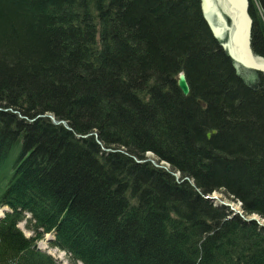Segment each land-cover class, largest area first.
Returning <instances> with one entry per match:
<instances>
[{"label":"trees","instance_id":"trees-1","mask_svg":"<svg viewBox=\"0 0 264 264\" xmlns=\"http://www.w3.org/2000/svg\"><path fill=\"white\" fill-rule=\"evenodd\" d=\"M236 66L201 0H0V264H59L49 232L73 264H264V227L206 198L264 220V73Z\"/></svg>","mask_w":264,"mask_h":264},{"label":"water","instance_id":"water-1","mask_svg":"<svg viewBox=\"0 0 264 264\" xmlns=\"http://www.w3.org/2000/svg\"><path fill=\"white\" fill-rule=\"evenodd\" d=\"M228 9L232 12V13H236L241 17V24L243 25V30H242V35L240 36V38L237 36L234 37V42L236 44V46L239 49L240 52V59H239V63L246 69L258 72V73H264V60H261V58H259L253 49L252 46V38H253V25H254V19L252 16V13L250 11V0H239L238 2H236L235 0H225ZM211 0H202V9L204 13H207L211 7ZM238 32V31H237ZM228 45H226L225 47H227ZM230 54V53H229ZM230 57L237 62V60L235 59L234 56H232L230 54ZM177 86L180 89V91L182 92V94L184 96L189 95L190 93V85L187 79V75L184 71L179 72L178 77H177ZM56 124L59 123H63L65 125L64 121H59L57 122L55 120L54 116H49ZM216 131L213 130L212 133H215ZM208 137L211 136V133L209 132L207 134ZM149 161H151L154 165L158 166V164L154 161V159H147ZM139 161V160H138ZM167 166L169 167V165L167 164ZM162 168L163 165L161 166ZM174 175V174H173ZM179 177V176H177ZM187 180V178L185 177L183 180ZM206 198L214 200V199H218L216 196H206ZM219 200V204L224 205L229 207L231 210L234 211V213L240 215L244 220L246 221H256L260 226L264 227V223L261 222V218L259 219L256 216H244L242 211H239L238 209H236L233 205L222 201L221 199ZM241 204V202H240Z\"/></svg>","mask_w":264,"mask_h":264},{"label":"rangeland","instance_id":"rangeland-1","mask_svg":"<svg viewBox=\"0 0 264 264\" xmlns=\"http://www.w3.org/2000/svg\"><path fill=\"white\" fill-rule=\"evenodd\" d=\"M212 1H213V4H212L210 10L208 11V13H206V18L210 21V23L213 24V26H217L219 24V21L216 18V13H217V11H219L220 8H222L221 6H223L224 11H226L231 16L232 24H231V28L229 29V33L227 34L228 35L227 37L229 38V42L227 44L228 45L227 50L237 60V62H236L237 66L236 67L242 71V68H244V67L238 62L240 59V52H239V49L234 42V37L236 36V33L238 31V26L240 25L241 17L236 13H232L228 9V7L226 6V2L224 0H212ZM242 30H243V25H242ZM244 69H246V68H244ZM246 70H249V69H246ZM167 164L169 165V163L167 161H162L161 163L158 164V167H161L163 165L164 169L169 171V167L167 166ZM213 195L216 196L218 199L224 200L225 202L233 205L239 211L242 210L240 202L234 201V200L228 198L227 196H225L224 194L219 193V192L214 193ZM215 202L218 204L219 200L215 199ZM254 216L258 217L257 215H254ZM258 218L260 219V217H258ZM260 220L262 223H264L263 219H260ZM22 228H23V230H25V232H29V231H27L26 223L22 224ZM27 234H29V233H27ZM39 246L44 248V247H46V243L41 242V243H39ZM50 252L56 258L59 256L58 252L55 250L50 251ZM60 255H63V254L60 253ZM60 261L62 262L61 264H71V263H69L70 261L67 262V257H61Z\"/></svg>","mask_w":264,"mask_h":264},{"label":"flooded vegetation","instance_id":"flooded-vegetation-1","mask_svg":"<svg viewBox=\"0 0 264 264\" xmlns=\"http://www.w3.org/2000/svg\"><path fill=\"white\" fill-rule=\"evenodd\" d=\"M211 4H213L212 0H211ZM221 7L222 8H220L219 11H217L216 13V18L218 19L219 24L217 26H213V24L210 22H208V24L211 28L213 35L218 39L222 40L223 45L225 47L229 42V38L227 37L228 36L227 34L229 33V29L231 28L232 19L231 16L226 11H224L223 6ZM225 49H227V47H225ZM258 57L261 58V60H264L263 57L261 56Z\"/></svg>","mask_w":264,"mask_h":264},{"label":"bare ground","instance_id":"bare-ground-1","mask_svg":"<svg viewBox=\"0 0 264 264\" xmlns=\"http://www.w3.org/2000/svg\"><path fill=\"white\" fill-rule=\"evenodd\" d=\"M236 2H238L239 0H235ZM242 35V24L240 23V25L238 26V32H237V36H241ZM216 193V192H215ZM214 194V193H213ZM213 194H211V195H208V196H213ZM216 200H218V199H216ZM214 201H215V199H214ZM222 201H224V200H222ZM225 202V201H224ZM48 253L50 254V256H53L54 258H56L54 255H52V253L50 252V251H48ZM64 254V253H63Z\"/></svg>","mask_w":264,"mask_h":264}]
</instances>
